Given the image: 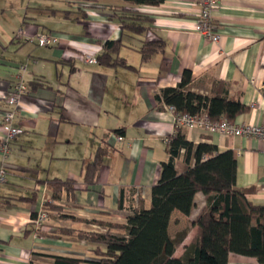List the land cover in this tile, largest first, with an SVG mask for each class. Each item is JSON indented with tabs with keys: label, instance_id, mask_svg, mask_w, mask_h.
Returning <instances> with one entry per match:
<instances>
[{
	"label": "crops",
	"instance_id": "crops-1",
	"mask_svg": "<svg viewBox=\"0 0 264 264\" xmlns=\"http://www.w3.org/2000/svg\"><path fill=\"white\" fill-rule=\"evenodd\" d=\"M53 1L50 13L39 17L38 10L30 9L35 4L13 0V15L0 23V138L2 115L9 108L5 96L19 80L27 86L12 121L23 131L9 143L6 181L0 186V264H55L44 254L95 260L91 243L57 237L58 229L104 231L93 221L125 223L132 207L148 206L160 163L167 158L165 140L176 128L173 111L159 104L156 95L176 87L183 70L191 72L189 91L210 95L212 83L219 81L228 99L245 105L234 122L264 124V0H216L211 15L217 41L195 30L198 0ZM122 14L143 15L137 23L144 29H123ZM40 33L54 34L59 41L39 46L34 37ZM105 41L121 42L117 56L130 67L84 60L87 55L96 59ZM148 41L164 46L143 61L138 48ZM181 132L195 144L232 151L236 186L246 190L252 204L264 205V141L199 129ZM99 147L107 151L95 184L88 186L84 165ZM182 166L178 161L176 168ZM54 178L77 183L57 202L62 213L74 218L50 210L46 230H39L33 215L51 200L46 182ZM205 208L206 196L197 192L188 215L172 211L167 233L177 240L174 257H181L194 240L192 223ZM227 264L264 262L229 253Z\"/></svg>",
	"mask_w": 264,
	"mask_h": 264
},
{
	"label": "trees",
	"instance_id": "trees-1",
	"mask_svg": "<svg viewBox=\"0 0 264 264\" xmlns=\"http://www.w3.org/2000/svg\"><path fill=\"white\" fill-rule=\"evenodd\" d=\"M135 4H159L162 0H126ZM141 14L119 15L123 29L140 32L144 27L137 23ZM128 20V21H127ZM120 41H105L96 61L103 65L130 67L117 56ZM162 41L143 42L138 48L141 60L163 49ZM191 72L183 70L176 87H165L156 95L159 104L172 106L175 114L204 113L211 120L234 118L246 110L236 99H228L221 82L215 81L211 94L203 95L188 90ZM221 88L218 89L217 87ZM167 158L160 163V173L151 186L147 207H132L125 223H105L94 220L105 230H77L62 227L56 236L70 235L93 245L90 249L95 260L68 255H50L55 264H227L229 253L254 257L264 262V205H254L245 197L246 190L235 184L236 160L232 151H218L213 144L188 141L180 128L167 138ZM107 149L99 147L93 158L84 165L86 185L95 184L103 156ZM182 161V169L176 164ZM51 200L43 207L56 211L60 217L72 219L62 213L57 203L63 194L78 188L73 180L50 179ZM206 196V208L192 223L196 227L194 240L186 246L184 254L176 258L177 240L167 233L173 210L188 215L194 205V196ZM35 215H33L34 217Z\"/></svg>",
	"mask_w": 264,
	"mask_h": 264
},
{
	"label": "built area",
	"instance_id": "built-area-1",
	"mask_svg": "<svg viewBox=\"0 0 264 264\" xmlns=\"http://www.w3.org/2000/svg\"><path fill=\"white\" fill-rule=\"evenodd\" d=\"M200 9L197 15L195 30L210 39L211 41H217L219 35L214 29L212 22V10L217 6L216 0H198ZM21 31L18 34L21 35ZM34 40L39 46L47 47L58 43L59 38L50 33H40L35 35ZM87 63H95L96 59L90 55H87L84 59ZM19 70H24V66H18ZM27 86L24 81L19 80L11 86L10 91L5 96V102L9 107L3 112L1 128L4 134L0 138V152L2 160L0 163V186L5 183L7 176V159L10 152L9 143L12 139L19 136L23 129L21 126H13L12 121L15 116V107L18 104L19 98L26 94ZM165 109L173 111L172 106L162 105ZM174 113V111H173ZM174 124L177 128H189L199 129L201 132L213 135L220 134L225 136H241L245 138L254 137L264 141V124H244L236 123L234 121H228L225 118L213 121L206 114H175ZM119 140L123 138L118 137ZM167 140H165V143ZM1 204V202H0ZM49 213L42 207L35 213L32 221L35 227L39 230H46V222L48 220Z\"/></svg>",
	"mask_w": 264,
	"mask_h": 264
},
{
	"label": "rangeland",
	"instance_id": "rangeland-1",
	"mask_svg": "<svg viewBox=\"0 0 264 264\" xmlns=\"http://www.w3.org/2000/svg\"><path fill=\"white\" fill-rule=\"evenodd\" d=\"M24 1H25V4L28 2H31V3L36 5V9L35 8H30V9L38 10L39 11V17L41 15H44L46 17L51 11L48 8L49 7L52 8V7L56 6L55 2L53 0H24ZM12 2H13V0H0V7L7 8L5 13L2 12L0 9V23H2L3 21L5 22L10 17L9 15H11V16L13 15L12 13H14L15 5H13ZM22 25L23 26L19 27V29L16 31L17 35H18L19 31H22V29H24V23ZM5 30H6V28H5Z\"/></svg>",
	"mask_w": 264,
	"mask_h": 264
}]
</instances>
